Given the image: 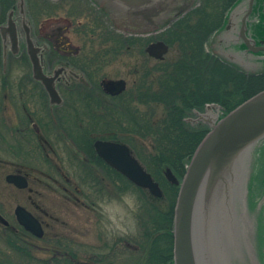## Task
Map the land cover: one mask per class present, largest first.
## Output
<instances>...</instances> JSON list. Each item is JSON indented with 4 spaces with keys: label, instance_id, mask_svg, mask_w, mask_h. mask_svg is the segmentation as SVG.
Returning a JSON list of instances; mask_svg holds the SVG:
<instances>
[{
    "label": "flooded vegetation",
    "instance_id": "af4514ba",
    "mask_svg": "<svg viewBox=\"0 0 264 264\" xmlns=\"http://www.w3.org/2000/svg\"><path fill=\"white\" fill-rule=\"evenodd\" d=\"M118 1L121 0H0V127L4 126V131L11 137L14 136L15 143L23 147H32L35 137L43 151L49 150L55 154L52 143L43 136V133L58 135L56 140L63 141L62 136L66 132L60 128L61 122L58 119H64L66 125L67 120L72 121L67 127L74 126L80 134L83 129L82 118L112 117L120 110L123 111L121 113L126 114L130 109L140 112V107H144L136 96L131 97V92L135 90V86L141 84L140 76L145 70L146 56L148 59H153L148 56L147 47L162 41L160 34L163 30L154 27L153 32L146 34V31L151 30L147 29L151 20L161 15L160 3L163 0H138L140 5L132 8L121 5ZM166 2L172 5L168 11L169 18L173 17L170 19L172 21L174 16L178 15V5L180 9L185 8L184 12H186L193 6L195 0H166ZM247 26L248 34L255 40L256 46L264 47V0H255ZM223 28L214 33L206 50L213 41L211 48L216 55L237 64L246 71L249 57L254 60L264 57V52L256 55L242 52L245 48L239 45L240 42L235 41L236 32L240 28L238 19L232 28L235 31L232 30L231 35H227ZM147 37L151 39L148 43ZM168 47L170 49L169 45ZM34 50L36 51L33 53ZM239 57L244 58L246 63L240 62ZM129 58L132 63H129L131 78L135 76L130 89L126 76L109 78L102 72L105 66L115 60L129 61ZM34 59L39 62L43 77L47 80L52 79L58 96V100L56 98V101H53L56 103L51 101L43 81L35 78ZM132 59L137 62H133ZM259 62L264 63V60ZM108 81H124L125 89L117 95H111L105 89ZM195 116L196 110H193V115L185 118V122L202 124L200 121L195 122L196 118L192 119ZM90 130L91 128L87 133ZM93 144L91 143L88 149L84 148L81 142L74 146L83 147L79 150L83 151L86 158L77 159L80 163L86 164L84 166L87 167L90 165V170L94 169V165L98 168V173L95 172L98 188L93 184L94 191L91 192V188L87 191V185H78L75 182L71 192L53 180L66 195L65 199L68 202H72L77 209L90 211L92 214L93 231L97 235L96 242L90 245L85 253L83 251L85 246L74 242L78 254L75 262L76 264H124L127 259L128 264H144L147 254L140 252L139 244L145 241L139 229L132 235L127 233L118 235L107 228L103 232L100 203L102 201L107 203L113 199V189L117 195H128L130 190L128 181L97 156ZM45 156L48 162H52L53 166L56 165V172H59L58 175L62 177L64 183L69 187L72 186L71 180L62 174L57 163L47 154ZM13 174L22 175L27 182L24 189L8 184L21 192L18 193L19 199L16 197L21 203L16 204L15 208L20 206L31 213L40 222L44 237L45 228L48 230L49 226L43 222L38 213L50 218L51 216L34 201L33 193L37 192L32 187L34 182L41 183V181L22 169H17ZM40 174L52 180L51 175ZM23 193H27L25 198L22 197ZM163 197L156 200H161ZM164 204L160 206L165 208ZM15 208L13 209L15 224H10L0 212V215L8 221L7 225L2 223L0 225L3 226L4 232L9 231L11 237L31 250L34 248V241L43 237L36 238L18 224ZM58 241L64 243L66 239ZM134 241H138V245Z\"/></svg>",
    "mask_w": 264,
    "mask_h": 264
},
{
    "label": "rangeland",
    "instance_id": "374dc122",
    "mask_svg": "<svg viewBox=\"0 0 264 264\" xmlns=\"http://www.w3.org/2000/svg\"><path fill=\"white\" fill-rule=\"evenodd\" d=\"M167 19L168 17L162 19L161 22L157 24L151 23L148 25L147 29L150 28L151 30H147L146 34L153 32V29H155L154 27L159 29V27L167 25V23L164 22ZM146 40L147 43L148 41H151L149 37H147ZM212 44L213 41H211L208 45L209 47H207V51L210 53H214V50L211 48L213 47ZM170 50H173V48L170 47L169 53L164 58L165 61L174 56ZM249 58L250 59L247 60L248 63L246 65L248 67L247 70L250 69V72L254 73L263 69L264 63L260 64L257 60H253L251 57ZM132 60L133 62H137V60ZM238 60H240V62H245L242 57H239ZM130 62V58L129 61L128 59L118 60V62L115 60L111 64L105 66L102 69V72L109 78L126 76L129 83L128 89H130L131 83L135 78V76L131 78L132 71L130 64L132 63ZM159 62L162 61L148 59L146 56V70L154 72V70L157 69L156 67L160 65ZM146 108L147 107L145 106L143 108L140 107V112L145 113L147 111ZM152 110L154 113L152 120L156 121L164 114V109L161 106H155ZM121 112L123 111L120 110L119 112H115L112 117L100 116L92 119L82 118L81 122L83 129L80 134H78V131L74 126L67 127V125L72 124V121L67 120L66 125L64 124V119H58L61 122L60 128L64 129L66 132L65 135L62 136L64 139L61 141L62 143L56 140L59 137L58 135L51 133L45 135L43 133V136L52 143L55 154L49 150L43 151L38 146L35 137L32 147L20 146V144L15 143L16 140L14 136L11 137L8 132L4 131V126H2V128L0 127V144L4 142L0 145V212L10 224H15L13 209L16 204L21 203L20 200L18 201L21 192H18L12 186H9L5 182V176L16 173L17 169H22L29 172L30 176L41 181V183L34 182V184H32L34 191L37 192L33 193V199L51 216L50 218L49 216H44L38 213V216L43 222L48 224L49 228L48 230L45 228V236L43 239L34 241L32 254L35 258L49 259L54 251H58L56 241L59 239L65 238L66 245L70 248L74 247V242L84 245V253L89 250L90 245L96 242L95 238L97 235H95L93 231L94 222L91 212L79 210L72 202H68L65 199L66 195H64L63 191L56 184H54L53 180H56L71 192L73 191V185L75 182H77L76 184L78 185H87V191H89V188H91V192L94 191V185L97 187L95 172L96 174L98 173V168L94 165V169L90 170V165L87 167L84 166L86 164L80 163L78 160H84L86 156L83 151L81 152L79 150L83 147L80 146L79 148H75L74 144H79L81 142L84 148L86 147L88 149L94 140H109L113 135L117 136L119 140L124 138L130 139L131 137H128L127 129L133 128L135 126V121H130L127 113L123 114ZM195 118L196 117H192V119ZM75 122H77V120H75ZM90 128V132L87 133ZM87 136H90L91 138L89 139ZM132 138L131 141H128V143H130L128 145L131 147L135 158L145 169H153V164L148 159V157H150V152L153 149V145H155L153 137L143 139L135 135L132 136ZM45 154L57 163L59 168H61L62 174L71 180L72 186L69 187L68 184L64 183L62 177L58 175L59 172H56V165L53 166L52 162H48L45 158ZM40 173L51 175L52 177L50 178L52 180L42 177ZM241 175L242 178L239 189L233 198L235 211L234 218L231 221V226L234 228L232 236L234 238L235 246L221 243L219 248L217 247V249L214 250L213 254H202L208 259L212 255H216L215 258L219 260L223 251L228 248L226 247L224 250V246L229 245L230 253H228V255H232L230 256V261L232 260L233 262L234 259V264H264V139L254 145L251 151L245 156ZM156 179L157 182H161V184L164 183L163 175L158 176ZM131 189L133 191L129 189L130 193L128 195H117L115 194V189H113V199L107 201V203L105 201L100 203L99 209L101 206L103 216L101 220L103 232L106 228L115 231L118 235L125 233L132 235L138 231L139 224L137 222V217L140 216L144 204V196L137 188L131 187ZM26 195L27 193H23L22 197L25 198ZM16 197L18 199H16ZM96 200L98 202V198ZM129 201H131L132 205L135 207L134 212L130 210ZM223 205H225V203ZM2 227L3 226L0 225V263L32 264L31 261H25L21 259V257L15 255L13 251L11 252L7 245L9 239L12 238L11 234L9 231L4 232ZM223 233L224 235H227V232L223 231ZM230 242L232 241L230 240ZM220 248L221 250H219ZM225 255L227 254L223 253L222 256ZM228 261L229 259L227 262L223 263L224 261L222 262L221 260V263L230 264ZM36 263L37 262H33V264ZM128 263L129 262L126 259L124 264Z\"/></svg>",
    "mask_w": 264,
    "mask_h": 264
},
{
    "label": "trees",
    "instance_id": "16d2710c",
    "mask_svg": "<svg viewBox=\"0 0 264 264\" xmlns=\"http://www.w3.org/2000/svg\"><path fill=\"white\" fill-rule=\"evenodd\" d=\"M238 1L197 0L191 9L171 22L160 34V39L173 48L170 50L173 58L159 62L154 72L145 67L140 76L141 84L131 92V97L136 96L147 111L129 110L127 116L130 121H135V126L127 129L128 137H153L155 145L148 157L153 169L146 167V170L156 181L166 168L181 179L186 171L185 165L207 134L206 125L185 122V118L193 115V110L202 111L205 105L213 104L225 115L264 90V71L247 73L206 50L209 40L224 26L229 11ZM155 106L164 109L163 116L156 121L152 120ZM131 138L119 140L113 135L109 140L128 145ZM127 183L133 191L131 187L134 186ZM159 183L164 193L161 200L137 188L144 196L137 217L139 232L145 241L139 244L140 252L147 254L144 264H173L172 230L178 188L165 179L164 183ZM163 203L165 208L160 206ZM56 243L58 251H54L49 259L35 258L33 248L29 250L14 237L7 245L11 252L32 264H76L75 246L70 248L66 241ZM134 243L138 245V241Z\"/></svg>",
    "mask_w": 264,
    "mask_h": 264
},
{
    "label": "water",
    "instance_id": "95a60500",
    "mask_svg": "<svg viewBox=\"0 0 264 264\" xmlns=\"http://www.w3.org/2000/svg\"><path fill=\"white\" fill-rule=\"evenodd\" d=\"M254 2L255 0H241L230 11L223 28L227 35H231L238 19L240 28L236 32L235 41L245 48L243 53L252 55L264 52V47L256 46L255 40L248 34L247 23ZM119 4L130 8L140 5L138 0H121ZM160 6L161 15L153 18L151 23L157 24L166 17L168 19L164 22L168 23L173 18H169L168 11L172 6L170 2L163 0ZM184 11L185 8L180 9L178 5V15ZM12 41L14 45V35ZM168 51V45L162 41L150 44L146 50L148 55L156 60H163ZM34 70L35 78L43 81L51 101H56V98L58 100L52 79L43 77L37 59H34ZM105 89L107 93L117 95L125 89V83L108 81ZM196 116L195 122L201 121L210 129L192 155L184 177L179 181L169 169L164 171L167 182L179 187L173 220V264H222L221 260L225 263L228 259V263L234 264V259L233 262L230 261L232 255H228L229 245L235 246L232 236L234 228L231 226L235 211L233 198L239 189L245 156L254 145L264 139V90L223 117H219L217 105H206L203 112L196 111ZM93 146L99 158L132 184L147 190L155 198L162 197L159 184L131 155L126 145L96 140ZM6 182L19 189L27 186L25 178L19 174L8 175ZM15 216L19 225L26 231L37 238L43 236L40 222L31 213L18 206ZM0 223L8 224L1 215ZM223 231L227 232V235H224ZM221 243L229 245L224 246V250L228 247L227 250H222L227 255L222 256V253L220 261L215 258L216 255L208 259L202 254H213Z\"/></svg>",
    "mask_w": 264,
    "mask_h": 264
},
{
    "label": "clouds",
    "instance_id": "9594fccd",
    "mask_svg": "<svg viewBox=\"0 0 264 264\" xmlns=\"http://www.w3.org/2000/svg\"><path fill=\"white\" fill-rule=\"evenodd\" d=\"M128 203H129L130 210L134 212L135 211V207L132 205V202L129 201Z\"/></svg>",
    "mask_w": 264,
    "mask_h": 264
}]
</instances>
